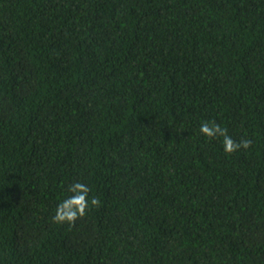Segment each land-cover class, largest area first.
<instances>
[{"label": "trees", "instance_id": "16d2710c", "mask_svg": "<svg viewBox=\"0 0 264 264\" xmlns=\"http://www.w3.org/2000/svg\"><path fill=\"white\" fill-rule=\"evenodd\" d=\"M0 264H264V0H0Z\"/></svg>", "mask_w": 264, "mask_h": 264}, {"label": "clouds", "instance_id": "9594fccd", "mask_svg": "<svg viewBox=\"0 0 264 264\" xmlns=\"http://www.w3.org/2000/svg\"><path fill=\"white\" fill-rule=\"evenodd\" d=\"M200 132L209 139L222 137L224 150L228 154H233L240 149L247 150L252 145L250 139L242 138L239 142L233 140L228 134L227 129L221 127L215 121H205L202 123ZM68 191L72 195L61 201L56 208L52 220L57 224L67 223L70 227H75L76 221L84 218L90 207H100L101 201L95 196L89 200L91 189L81 182H74L69 185Z\"/></svg>", "mask_w": 264, "mask_h": 264}]
</instances>
